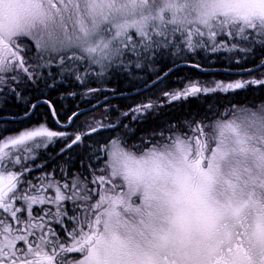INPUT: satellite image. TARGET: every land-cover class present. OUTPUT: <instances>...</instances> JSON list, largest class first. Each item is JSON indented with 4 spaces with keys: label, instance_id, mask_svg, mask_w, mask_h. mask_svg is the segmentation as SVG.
<instances>
[{
    "label": "snow or ice",
    "instance_id": "obj_1",
    "mask_svg": "<svg viewBox=\"0 0 264 264\" xmlns=\"http://www.w3.org/2000/svg\"><path fill=\"white\" fill-rule=\"evenodd\" d=\"M254 51L258 75L188 79L161 90L169 104L264 86V0H0V133L30 123L0 135V264H264V102L135 140L122 118L142 122L158 102L117 109L111 123L80 122L76 104L115 95L92 84L120 72L147 88L136 70H151L159 87L180 61L209 71L201 54ZM9 96L22 115L6 114ZM57 142L67 159L48 169L40 155Z\"/></svg>",
    "mask_w": 264,
    "mask_h": 264
},
{
    "label": "trees",
    "instance_id": "obj_2",
    "mask_svg": "<svg viewBox=\"0 0 264 264\" xmlns=\"http://www.w3.org/2000/svg\"><path fill=\"white\" fill-rule=\"evenodd\" d=\"M227 55V54H225ZM224 58V56H221L219 59L217 58L216 55H212L211 56V61L212 62H205L204 58H203V54H201L200 57H198L197 59L200 60V62L202 63V65L208 66V65H216L218 64V62L220 60H222ZM236 60H242V58L244 60L247 59H254V60H259L260 58V53L257 52H253L250 53L248 55H244L241 54L240 56H237ZM168 58L165 57V60H167ZM192 60H188L187 62L184 61H180V63H192ZM157 70L159 71H166L167 70V64L166 63H160L156 65ZM231 69H238L237 64L233 63ZM137 72V76L141 77L143 79V81H147V85L149 83L152 82L153 80V72L151 70L148 71H144V70H136ZM187 72H190L191 74L188 76ZM234 80L237 79H248L249 76H236V75H232L231 76ZM188 79H194V80H199V81H209V78L207 75H201L193 70H191V68H182L179 70L175 71V75L174 76H169L167 77L165 80L166 82L161 84L159 87H157L156 85V89H174V88H180L183 86V84L188 80ZM128 81L129 78L127 76L126 73L120 72L117 73L115 77L108 79L106 82L102 83V84H97L95 82H93L92 86L93 87H103L105 90H110V89H114L115 90V95H120L123 93H129V91H131L130 89H132L134 87V85H127V83H125V86H114L112 83V81ZM136 81H141L140 79H133ZM112 82V83H111ZM130 86V87H129ZM154 87H152L149 91L147 92H143L140 93L139 97H125V98H115L117 99V102H113V103H108V104H104L101 107H98L99 109H101L104 106H108L104 112L102 113H97L96 111L94 112H90V113H86L83 114L82 116L79 117L80 122H94V121H99L100 118H102L104 115H106L104 117V120L107 119H113L116 118L119 115V112L117 111V109H119L120 111H128L130 108L135 107L136 105L140 104L141 101L144 100L147 101L149 98L153 99L154 97H149V95L153 92ZM239 90V89H238ZM18 92H21V95H24V91L22 89L16 90ZM97 94V93H96ZM105 94H107L108 97L113 96V94L109 91L107 93L103 92V95L105 96ZM95 96V94L92 96V99L90 101H81V100H77L76 104H78L81 109H85L88 108L96 103H99V100H94L93 97ZM214 97L216 98H207L206 102L203 101V106L205 105H209V103H207V101L212 102V107H211V111L208 112L209 114H215L214 116H218L221 114H224L223 112H226V110L228 109H238L242 106H255L261 102H263L264 100V87L260 88V93H258L257 91L254 90H248V91H235L232 94H228V93H217L214 94ZM259 97L258 101H253L255 100V98ZM1 102H2V98H0ZM10 100L7 102V104H5L4 106V110L6 112L7 115L9 116H13V115H22L21 113H23V109L21 106H16L15 103L18 104H23L22 102H18L17 100H15L14 96H11L9 98ZM53 99H57V96L55 94H53ZM253 99V100H252ZM257 100V99H256ZM167 101L165 97H163L162 95L160 96V101L159 104H161L162 102ZM12 102L14 103V105L12 106H8V104ZM61 103H65L66 107H75V105L71 102V98H69V100L67 101H62ZM241 103V104H240ZM178 105V106H177ZM201 106V101L197 100V99H189L185 102L180 101V102H176L175 103V109L169 113H167L165 115V118H163L162 121H158L156 119H148L146 122L141 124V128L142 130L139 132V130H136V133L134 135L131 136L132 140H135L137 136L139 135H143V134H147L149 133L152 129H159L161 128V126L164 124V122L166 121H171V122H179L183 119H185L186 117H188L189 119H193L195 117V115H197L198 113H203L205 112L204 107ZM97 108V110H99ZM41 111V110H40ZM47 111L46 108H44V110L42 111V113H45ZM221 111V112H220ZM223 111V112H222ZM217 113V114H216ZM216 116V117H217ZM46 117L43 115H38L37 118L33 119L31 121V123H35L36 120H44ZM50 119V118H49ZM123 119V118H122ZM30 126V123L28 121H18V122H9L8 127L6 129V131H4L6 134L8 133H15L18 130H21L23 127H28ZM50 127H52L53 130H59L57 128L56 125L54 124H50ZM121 132H123V129H121ZM110 136V135H109ZM109 136H105L104 132H100L98 133L95 137L97 139H108ZM60 146V143L57 142L55 147L50 146L51 149L57 148ZM78 155H80L79 153H73V158H77ZM67 159V156H60L58 153L56 155V158L49 161L48 163H46L45 167L48 169H51L53 167H56V165L59 164H64L65 160ZM76 164L78 165L79 163L76 161ZM37 174L40 173V170L37 169L36 170Z\"/></svg>",
    "mask_w": 264,
    "mask_h": 264
},
{
    "label": "bare ground",
    "instance_id": "obj_3",
    "mask_svg": "<svg viewBox=\"0 0 264 264\" xmlns=\"http://www.w3.org/2000/svg\"><path fill=\"white\" fill-rule=\"evenodd\" d=\"M226 55L224 56V58L222 60H220L218 62V64L216 65H208V66H205L206 68L210 69L209 71H201L199 69H195V68H191V70L201 74V75H207L208 78H209V81H221V82H233L235 81L231 76L232 75H236V76H239V77H242V76H256L258 75V72H259V69L257 68V64H258V59L257 60H254V59H247V60H244L242 58V60H236L238 58H236L235 60L233 61H229L227 60L226 58ZM235 63L237 64L238 66V69H231L232 67V64ZM179 69H182V67L179 65V67H176L174 66V72L170 74V76H174L175 75V71L176 70H179ZM225 69H229V71H225ZM243 69H250L249 72H244ZM191 73L190 72H187V75L189 76ZM192 75V74H191ZM166 79V78H165ZM113 82V83H112ZM111 83L114 85V86H125V83H127V85H134V87L132 89H130L131 91H129V93H123L120 94V95H113V96H110L108 97V99H104V95H103V92H100V93H97L95 94V96L93 97L94 100H97L96 97H99V103H101L102 101H104L106 104L108 103H113V102H117L115 98H125V97H139L140 93H143V92H147L149 91L152 87L155 86V84H153L152 82L148 84V87L147 88H144L143 87V83L142 81H136V80H128V81H119V80H116V81H112ZM144 82H147V81H144ZM161 84H159L160 86ZM129 86V87H130ZM137 86H140L141 88V92H137L136 88ZM157 86V85H156ZM156 86L153 90V92L149 95V97H154L152 100L153 101H156L159 103L160 101V96H161V89H156ZM258 87L260 88H263L264 86H250L248 89H239V90H236V91H248L249 89L251 90H254V91H257L258 93H260V90H257ZM16 90H19V89H16ZM217 93H220V92H217ZM217 93H210L208 95H203L201 94V96L199 97H189V99H197L199 101H201V106H203V101L206 102V99L207 98H216L214 97V94H217ZM233 92H229L228 94H232ZM120 96V97H119ZM257 99V100H256ZM259 97L255 98V100L253 101H258ZM10 99L8 98L7 102L9 101ZM187 101V100H186ZM1 102V101H0ZM141 102H144L141 101ZM140 102V103H141ZM185 102V101H183ZM264 102V100H263ZM15 103V102H14ZM14 103L10 102L8 104V106H12L14 105ZM99 103H96V104H99ZM207 103H209V105H205L203 106L204 109H205V112L203 113H198L197 115H195V117L193 118L194 120L196 121H201V120H207V121H210L213 116L215 114H209L208 112L211 111V107H212V102L210 101H207ZM7 104V103H6ZM241 104V103H240ZM16 106H21L22 109L24 110V104H16ZM161 107H159L158 111L155 112V113H149L145 119L142 121V122H133L130 117L129 118H123L122 119V123H127L129 125H134L136 127V130H139V132L142 130L141 128V124L146 122L148 119L152 118V119H156L158 121H162L163 118H165V115L171 111H173L175 109V103H171L169 104L167 101H164L162 102L161 104ZM5 106V105H4ZM66 108H71V107H66ZM99 109V108H98ZM44 110V108H41V113L42 111ZM84 111V109H82ZM94 111H97V109L93 110L92 112ZM221 112V111H220ZM87 113V112H86ZM23 114V113H21ZM84 113L81 114V116L83 115ZM217 114V113H216ZM106 115H104L102 118H100L99 121H104V117ZM11 117V116H10ZM37 118V117H35ZM34 118V119H35ZM187 119H189L188 117H186ZM116 118H113V119H107L106 122H113ZM192 120V119H190ZM58 128V127H57ZM121 131V130H120ZM101 132H104V135L105 136H109V135H114V130H101ZM100 133V132H99ZM98 133H94L93 135L96 136ZM0 135H4L6 136L7 134L5 132H2L0 133ZM134 135V134H133ZM60 146L57 147V148H54V149H51L50 146H49V149H48V153L51 154V158L49 159L48 156L46 154H44L43 152L41 153L40 155V160L41 161H47V163L53 159L56 158V155L58 153V150H59ZM80 159V155H78L77 158H73V161H74V164H73V169L76 170V171H79L80 170V165L76 164V161L78 162ZM79 163V162H78Z\"/></svg>",
    "mask_w": 264,
    "mask_h": 264
},
{
    "label": "rangeland",
    "instance_id": "obj_4",
    "mask_svg": "<svg viewBox=\"0 0 264 264\" xmlns=\"http://www.w3.org/2000/svg\"><path fill=\"white\" fill-rule=\"evenodd\" d=\"M19 89V88H18ZM11 96H9V98H10ZM0 98H2V95H0ZM1 100V99H0ZM16 100V99H15ZM101 107V106H100ZM108 106H104V107H102L101 109H99V110H97L96 112L97 113H102V112H104L105 111V109L107 108ZM223 112V111H222ZM223 113H225V112H223ZM223 114H221V115H216V116H213V118L210 120V121H208V122H211V121H213V120H216V119H218L220 116H222Z\"/></svg>",
    "mask_w": 264,
    "mask_h": 264
},
{
    "label": "water",
    "instance_id": "obj_5",
    "mask_svg": "<svg viewBox=\"0 0 264 264\" xmlns=\"http://www.w3.org/2000/svg\"><path fill=\"white\" fill-rule=\"evenodd\" d=\"M180 66H181L182 68H184V67H190V68H192L189 64H180ZM175 68H176V67H175ZM119 97H120V96H119ZM103 103H104V101L101 102V103H99L98 105L92 107V108L85 109L84 111H82V113L89 112V111L93 110L95 107H97V106H99V105H101V104H103Z\"/></svg>",
    "mask_w": 264,
    "mask_h": 264
}]
</instances>
